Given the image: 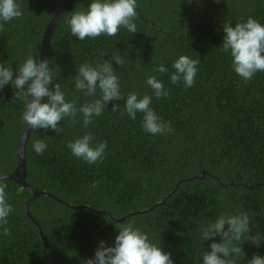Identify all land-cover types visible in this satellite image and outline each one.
Instances as JSON below:
<instances>
[{"label":"trees","instance_id":"1","mask_svg":"<svg viewBox=\"0 0 264 264\" xmlns=\"http://www.w3.org/2000/svg\"><path fill=\"white\" fill-rule=\"evenodd\" d=\"M62 1L17 0L23 16L0 21V63L12 67L13 78L29 54L39 58L43 31ZM90 2L78 0L66 8L52 32L46 59L53 84L60 82L66 100L80 107L100 92L90 97L75 91L76 70L84 63L109 61L122 96H152L150 107L173 132L146 133L143 113L135 120L123 113L125 99L110 101L88 128L71 126L65 118L58 135L51 129L31 130L24 149L25 181L50 196L39 195L28 211L42 229L52 264H84L94 258L100 241L114 246L119 226L130 221L170 253L173 264H203L199 252L210 251V243L220 238L201 243L199 229L221 214L247 211L250 235L264 237V72L245 83L233 71L230 54L220 49L224 23L234 27L252 17L264 25V0H137V33L121 27L113 37L79 40L67 21ZM115 55L125 59L123 67L111 59ZM180 55L200 61L190 88L182 80L169 81ZM159 64L168 73H154ZM149 75L163 82L166 98H155L146 84ZM14 92L11 84L0 89V175L14 171L24 128L25 103ZM114 104L121 111L111 112ZM85 132L96 143L107 142L102 162L88 164L67 148ZM45 137L52 139L38 155L33 142ZM3 182L13 211L7 217L12 235H0V264H49L38 228L25 213L31 194L11 180ZM94 182L97 186L91 187ZM241 248L244 256L237 264L264 256V240L259 246L245 240Z\"/></svg>","mask_w":264,"mask_h":264},{"label":"clouds","instance_id":"2","mask_svg":"<svg viewBox=\"0 0 264 264\" xmlns=\"http://www.w3.org/2000/svg\"><path fill=\"white\" fill-rule=\"evenodd\" d=\"M136 9L137 0H91L86 11H74L67 23L71 34L79 40L95 39L101 35L113 37L121 27L130 34H135L137 26L133 21L137 17ZM22 16V6L17 0H0V21L8 22ZM3 28L4 23H0V31ZM222 30L224 37L220 49L230 54L233 71L245 83L255 73L264 72V25L249 17L245 22L236 23L234 27L230 23H224ZM111 59L119 67H123L125 63V59L119 55L111 56ZM199 63V59L180 55L172 64L175 71L169 74L170 83L175 85L182 80L186 88L192 87ZM49 65L48 59L40 60L29 54L16 67L17 74L13 78L12 67L0 63V89L8 84L15 88V99L25 103L21 119L28 129H51L58 135L63 131L60 122L65 118H68L71 126L80 124L81 127L88 128L93 123V117L101 116L110 101L125 99L123 113L133 120L138 112L143 113L142 128L146 133L163 135L173 132L171 124L163 122L150 107L152 96L145 94L138 97L136 92H129L126 98L122 96L119 76L109 61L103 60L95 66L84 63L76 70L77 74L73 78L75 91L90 97H96L97 89L100 92L99 98L85 102L80 107L75 102L66 100L60 82L53 84L55 75ZM153 72L163 74L168 73V69L159 64ZM146 84L157 99L169 95L163 82L155 75H149ZM49 85H52L51 89ZM44 98H47L46 102H42ZM119 111L120 105L114 104L111 112ZM79 116H82V120L78 119ZM51 139H36L32 145L35 153L42 155L47 149L46 140ZM66 146L74 157L88 164H96L105 158L107 142L96 143L92 133L85 132ZM3 180L0 179V235L10 237L12 233L7 227V217L13 208L7 200V184ZM96 186V182L91 185ZM118 229L114 246H105V242L100 241L94 258L86 259L84 264H173L171 254L150 242L148 234L136 227L134 221L121 224ZM199 231L201 243L217 236L220 238V242L210 243V251L199 252L203 264H237L244 256L241 248L243 241L259 246L261 240H264L258 232L250 235L253 227L247 211L235 215L221 214L214 221L201 225ZM247 264H264V256L253 255Z\"/></svg>","mask_w":264,"mask_h":264},{"label":"water","instance_id":"3","mask_svg":"<svg viewBox=\"0 0 264 264\" xmlns=\"http://www.w3.org/2000/svg\"><path fill=\"white\" fill-rule=\"evenodd\" d=\"M78 0H63L57 7V9L55 10V12L53 13L51 19L49 20L48 24L46 25L44 31H43V35H42V40H41V45H40V53H39V58L40 60L42 59H46L47 57V50H48V45H49V41H50V37L52 35V32L56 26V24L58 23V20L61 16V14L63 13V11L68 8L69 6H71L72 4L76 3ZM32 97H29V100H31ZM31 129H28L25 124H24V128L22 131V134L18 140L17 146H16V167L14 169V171L11 174L8 175H0V179H6V180H11L14 183L20 185L21 187L25 188L30 194L31 197L29 199H27L24 203V208H25V213L28 216V218L33 222V224L38 228V232H39V236L40 239L42 240L47 253H48V258H49V264H52L51 261V255H50V249L44 239L43 236V232L41 227L38 225V223L32 218V216L30 215L29 211H28V204L32 201H34L39 195H47L50 196L49 194L40 191L36 188H33L32 186L28 185L25 181V177H26V169H25V156H24V149H25V145L28 141L29 135H30ZM61 202V201H60ZM70 208H75V209H79L82 208V206H78V207H72L71 205H68ZM88 210H90V208L85 207ZM112 218V216H111ZM113 219V218H112ZM114 221L118 222L121 221L120 219H113Z\"/></svg>","mask_w":264,"mask_h":264}]
</instances>
